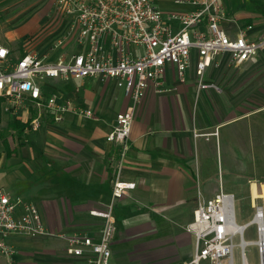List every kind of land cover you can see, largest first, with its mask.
<instances>
[{
    "label": "crops",
    "instance_id": "1",
    "mask_svg": "<svg viewBox=\"0 0 264 264\" xmlns=\"http://www.w3.org/2000/svg\"><path fill=\"white\" fill-rule=\"evenodd\" d=\"M152 1L164 12L190 10L176 0ZM222 1L226 15L221 29L229 38L244 33L249 41L264 40V0ZM70 43L30 53L54 62L64 53L78 52L75 40L73 48ZM198 61L194 51L185 82L168 65L164 80L171 92L147 90L136 108L122 166L121 148L107 136L131 101L116 80H46L41 84L44 99L57 95L79 109L93 110L95 118L69 113L56 124L49 114L33 132L29 123L37 115L35 106L14 108L25 129L21 144H8L9 153L4 146L0 155V187L37 206L48 230L97 238L103 220L93 212L107 210L116 179L134 183L136 188L114 203L110 264L189 263L195 238L187 227L198 200L214 199L221 191L234 196L235 208L245 205L251 214L240 226L254 225L257 208L264 214V49L256 63L239 66L230 65L228 54L218 55L203 76L204 84L216 88L199 89ZM12 237L30 239L39 248L30 255L16 251L14 264L80 263L63 240L20 234L7 240Z\"/></svg>",
    "mask_w": 264,
    "mask_h": 264
},
{
    "label": "built area",
    "instance_id": "2",
    "mask_svg": "<svg viewBox=\"0 0 264 264\" xmlns=\"http://www.w3.org/2000/svg\"><path fill=\"white\" fill-rule=\"evenodd\" d=\"M176 3L189 6L190 10L164 12L152 0H57V12L70 18L73 25L51 50L62 47L74 34L78 52L64 53L54 62L37 53L13 60L10 50L0 45V99L15 109L27 108V103L35 106L37 115L29 123V131L35 132L49 114L56 124H62L69 113L95 118L93 110L79 109L69 101H60L57 95L44 99L41 84L46 80L90 77L116 80L131 101L126 112L117 116L107 136L108 142L121 148L122 166L130 150L136 108L147 90L152 88L156 94L172 91L164 80L168 65L174 66L178 79L185 82L195 51L199 57V89L205 90L216 88L204 84L203 76L218 55L228 54L230 65L239 66L256 63L258 53L264 49V40L249 41L244 33L231 39L221 29L226 15L222 0H176ZM135 188L134 183L115 180L107 210L93 212L103 220L98 237L93 238L48 230L37 206L13 198L0 187V253L13 256L15 251L6 246V240L20 234L65 241L68 254L79 264H110L116 234L114 203ZM260 218L263 221L264 214L257 208L255 221ZM247 227L236 222L233 195L221 191L211 200L200 197L195 219L187 227L195 238V253L187 264H235L237 247L241 249L242 264H249L245 252L249 245L258 248L260 264H264V226L257 225L259 238L255 243L245 240Z\"/></svg>",
    "mask_w": 264,
    "mask_h": 264
},
{
    "label": "rangeland",
    "instance_id": "3",
    "mask_svg": "<svg viewBox=\"0 0 264 264\" xmlns=\"http://www.w3.org/2000/svg\"><path fill=\"white\" fill-rule=\"evenodd\" d=\"M55 3L56 0H0V45L8 47L17 58L34 50H50L49 47L67 36L73 25L70 18L57 12ZM68 39L71 43L67 46L73 48L75 35ZM14 111V108L3 110L0 119V155L5 153L3 139L12 146H18L22 141L19 134L8 126L20 116ZM245 207L242 204L236 206L238 225H243L251 217ZM258 236L257 225L254 224L246 229L244 238L247 242H257ZM236 244H239V238L236 239ZM6 246L13 248L15 253L24 250L29 255L39 249L30 239L24 237L9 238ZM245 252L249 264H260L261 256L256 246H247ZM13 257L14 255L9 258L0 253V264H14ZM15 264H19L18 261ZM235 264H242L240 247L235 249Z\"/></svg>",
    "mask_w": 264,
    "mask_h": 264
},
{
    "label": "trees",
    "instance_id": "4",
    "mask_svg": "<svg viewBox=\"0 0 264 264\" xmlns=\"http://www.w3.org/2000/svg\"><path fill=\"white\" fill-rule=\"evenodd\" d=\"M3 103H4V100L0 99V119L2 118V114H3V107H2ZM8 126H9L10 130H13L14 132L18 133L20 138L22 137V134H23L24 129H25V125L22 124L19 120H14V121L10 122L8 124ZM6 141H7L6 139H3V144L5 143L4 144L5 149L9 153L8 147H7L8 143H6Z\"/></svg>",
    "mask_w": 264,
    "mask_h": 264
},
{
    "label": "bare ground",
    "instance_id": "5",
    "mask_svg": "<svg viewBox=\"0 0 264 264\" xmlns=\"http://www.w3.org/2000/svg\"><path fill=\"white\" fill-rule=\"evenodd\" d=\"M255 224L256 225H259V226H263V221H262V219L260 218V219H257L256 221H255ZM241 231H243V229H240Z\"/></svg>",
    "mask_w": 264,
    "mask_h": 264
},
{
    "label": "snow or ice",
    "instance_id": "6",
    "mask_svg": "<svg viewBox=\"0 0 264 264\" xmlns=\"http://www.w3.org/2000/svg\"><path fill=\"white\" fill-rule=\"evenodd\" d=\"M0 54H2V53H0Z\"/></svg>",
    "mask_w": 264,
    "mask_h": 264
}]
</instances>
